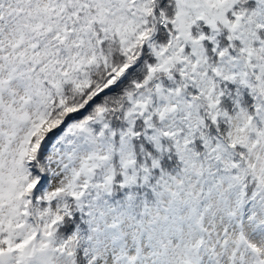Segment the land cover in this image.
<instances>
[{
  "label": "snow or ice",
  "instance_id": "6c2138e0",
  "mask_svg": "<svg viewBox=\"0 0 264 264\" xmlns=\"http://www.w3.org/2000/svg\"><path fill=\"white\" fill-rule=\"evenodd\" d=\"M0 264H264V0H0Z\"/></svg>",
  "mask_w": 264,
  "mask_h": 264
}]
</instances>
